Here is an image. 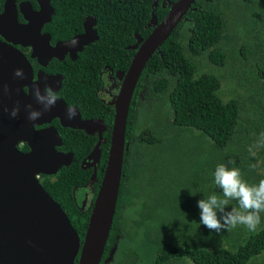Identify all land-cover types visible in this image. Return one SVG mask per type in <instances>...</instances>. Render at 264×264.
<instances>
[{"label":"trees","instance_id":"trees-1","mask_svg":"<svg viewBox=\"0 0 264 264\" xmlns=\"http://www.w3.org/2000/svg\"><path fill=\"white\" fill-rule=\"evenodd\" d=\"M16 1L37 5L35 0ZM50 3L54 14L45 28L52 39L81 31L87 16L96 18L98 39L76 61L53 59L48 64L64 75L59 96L77 106L83 118L100 117L107 125L92 184L96 193L114 113L95 94L99 73L104 65L126 70L135 51L126 47L135 43V34L144 38L151 31L146 26L153 9L160 21L168 6L162 7L161 0L155 8L154 0ZM57 126L61 148L73 152V161L55 174H40V183L65 210L82 241L91 208L81 210L83 194L75 200L74 188L90 179L92 169L81 162L97 137ZM262 133L264 0H195L151 55L135 86L125 131L128 149L99 264L113 246L109 264L258 263L264 254V213L256 231L237 226L216 233L200 224L197 202L222 195L214 183L218 164L234 160L250 183L264 179V147L255 149L254 157L248 151ZM235 204L230 202L229 208Z\"/></svg>","mask_w":264,"mask_h":264},{"label":"water","instance_id":"water-1","mask_svg":"<svg viewBox=\"0 0 264 264\" xmlns=\"http://www.w3.org/2000/svg\"><path fill=\"white\" fill-rule=\"evenodd\" d=\"M35 1L37 10L28 1L4 0L0 11V264H99L115 213L124 152L128 149L125 131L135 86L151 55L169 37L195 0L169 1L168 11L160 21L153 9L147 22V27L152 26L151 31L144 38L135 34V43L126 47L135 51L127 69L116 72L120 86L109 102L114 113L107 158L82 241L65 210L39 181L40 174L51 175L62 165L70 164L72 153L56 151L55 145H61L62 139L55 128L37 130L35 125L57 117L63 127L99 132L98 140L86 157L88 160L83 161L85 168L93 167L89 179L92 184L97 181L101 131L106 129V124L102 118H82L77 106H74L75 117L69 119V105L62 98L36 121L29 120L26 105L43 108L32 95L35 84L43 91L44 81L53 78L59 87L61 76L40 74V71L34 81L30 61L15 45H30L31 56L46 65L53 56L58 58L65 51L81 50L88 43L87 34L95 40L96 18L87 16L83 34L59 40L52 46L50 35L42 33L41 29L51 20L54 9L50 0ZM157 3L158 0H154V8ZM19 13L25 22L19 21ZM16 69H23V78L14 75ZM17 103L20 113L12 117L11 109ZM19 143L28 144L31 149L23 151L18 148ZM114 249L110 250L104 264L112 259Z\"/></svg>","mask_w":264,"mask_h":264},{"label":"clouds","instance_id":"clouds-1","mask_svg":"<svg viewBox=\"0 0 264 264\" xmlns=\"http://www.w3.org/2000/svg\"><path fill=\"white\" fill-rule=\"evenodd\" d=\"M14 75L23 78V69H16ZM35 85L32 95L43 108L35 109L32 104L25 106L28 111V119L31 121L40 118L59 99L57 93L50 86H45L41 91L39 84ZM20 110V104L17 103L11 109L10 115L16 117ZM75 115V107L69 105L67 117L72 119ZM260 147H264V133L261 134L257 143L249 146L248 151L254 157L256 156L255 149ZM229 164L233 166L229 167ZM251 167L255 168L256 165H251ZM214 183L221 190L222 195L213 193L198 200L200 224L208 228L210 232L216 233L230 231L237 226H244L249 231H256L261 223V213H264V179L259 180L258 183H250L244 178L241 169L235 166V161L230 160L228 164L221 163L216 166ZM195 194L192 192V195ZM232 201H235L236 204L229 208Z\"/></svg>","mask_w":264,"mask_h":264},{"label":"flooded vegetation","instance_id":"flooded-vegetation-1","mask_svg":"<svg viewBox=\"0 0 264 264\" xmlns=\"http://www.w3.org/2000/svg\"><path fill=\"white\" fill-rule=\"evenodd\" d=\"M169 1L170 0H161V6L162 7H167L169 8ZM21 2V1H20ZM29 2V1H28ZM159 2V0H158ZM16 3H19L16 1ZM31 3V2H30ZM37 3V2H36ZM32 5V4H31ZM32 8L37 10L39 7H38V4L35 6V5H32ZM86 18V17H85ZM18 19L19 21L21 22H25V20L23 19V16L21 13H19L18 15ZM85 20V19H84ZM84 22V21H83ZM46 24V23H45ZM45 24L43 25L42 29H41V32L42 33H48L50 35L49 37V41H50V45H55V43L59 40H68L70 39L71 37H73L74 35H80V34H83L84 33V29H83V23H82V30L81 31H77V32H74L73 34H71L69 37H64V38H57V39H52V36H51V33L46 30L45 28ZM147 27V26H146ZM148 27H152V26H148ZM93 28H95V25L93 26ZM96 30V28H95ZM97 32V30H96ZM97 34V33H96ZM87 40H88V43L83 45L82 49L81 50H78L76 51L75 53H71L70 50L68 51H65L63 52L58 58L53 56L47 63L46 65H42L40 63L37 62V58L36 57H32L31 56V52H32V47L30 45L28 46H21L19 44L15 45L17 48H19L25 55L26 57L28 58V60L30 61L31 63V66L33 68V71H34V76H33V80L36 81L38 79V73L40 72V74L42 73H45L47 75H51V76H61V85H62V81H63V78H64V75L60 72V71H57V70H51L50 68H48V64L51 60L53 59H56L58 61H64V62H67V61H76L77 58H78V53L81 52L85 46L89 45L90 43H93L94 41H96L98 39V35H97V38L95 40H93L92 38L94 36H91L89 34H87ZM73 55V56H72ZM117 71H122L120 69H113L112 67H107L106 65L103 66L102 70L100 71L99 73V80H100V84L98 86V88L96 89L95 91V94L96 96L104 103L108 104V105H111L109 104V102L113 99V97L117 94L118 92V89H119V86H120V79L118 77H116V72ZM124 71V70H123ZM53 78H51L49 81H44V85L45 86H50L52 89H56L55 92L57 93L58 97L59 98H62L61 96H59V90L61 88V85L59 87L58 84H57V80L54 81L52 80ZM25 91L28 90L27 87L24 88ZM141 95V93H140ZM63 99V98H62ZM113 106V105H112ZM81 114V113H80ZM82 117V116H81ZM83 118V117H82ZM94 118H100V117H94ZM84 119H91V117H88V118H84ZM103 119V118H102ZM104 121V120H103ZM105 123V122H104ZM60 125L62 126L60 123H59V119L57 117H54L51 119V121L49 122H45V123H42V124H36L35 125V129L37 130H42V129H45V128H48V127H53L56 129V131L59 133V130H58V126L57 125ZM106 124V123H105ZM69 128V127H68ZM106 128H107V125H106ZM73 129V128H72ZM76 129V128H74ZM79 130V129H78ZM82 130V129H81ZM106 129H103L101 131V135H102V142L106 141V137L103 135L104 132H105ZM84 131V130H83ZM84 133H86L87 135L89 136H94L96 135L97 139L96 141L98 140V131L96 130L95 132L93 133H87L86 131H84ZM60 135V133H59ZM62 139V138H61ZM96 143V142H95ZM62 143L61 145H55V149L56 151L58 152H62V153H66V152H70L72 153V159H71V162L73 161V152L72 151H64L62 148ZM18 148L23 150V151H29L31 148L28 144H24V143H19L18 144ZM90 153V152H89ZM88 155V154H87ZM87 155L85 156V158L82 160L81 164L83 166V168L85 169V163L83 162L85 159L88 160L86 157ZM70 162V163H71ZM69 165V164H68ZM99 165V164H98ZM98 165H96L98 168ZM63 166V165H62ZM61 168V167H60ZM59 168V169H60ZM87 168H91L92 171H93V167H87ZM86 168V169H87ZM58 169V170H59ZM55 174V173H54ZM52 175V174H51ZM39 180H42L41 178V175H39ZM93 184V183H92ZM92 184L89 182L85 183L83 186H78L74 188V190L76 191V195L74 197V199L76 200L77 198H79V196H81V194H83V197L80 202V205L79 207L81 208V210L83 209H89L91 208V205H92V201H93V195H94V188L92 187ZM83 200V202H82ZM85 203V204H84ZM115 246H113L111 249H114ZM110 249V250H111ZM115 250V249H114ZM110 252V251H109ZM109 255V254H108ZM107 257V256H106ZM113 257V256H112ZM105 259V258H104ZM104 259L102 261V264H104ZM111 261V260H110ZM109 261V262H110ZM108 262V264H109Z\"/></svg>","mask_w":264,"mask_h":264},{"label":"rangeland","instance_id":"rangeland-1","mask_svg":"<svg viewBox=\"0 0 264 264\" xmlns=\"http://www.w3.org/2000/svg\"><path fill=\"white\" fill-rule=\"evenodd\" d=\"M80 197V196H79ZM83 202V200H82ZM259 258V257H258ZM256 264H264V254H260V259H259V262L256 263Z\"/></svg>","mask_w":264,"mask_h":264}]
</instances>
